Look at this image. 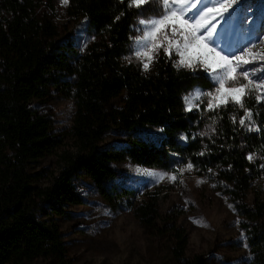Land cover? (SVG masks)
I'll use <instances>...</instances> for the list:
<instances>
[{"label":"trees","instance_id":"trees-1","mask_svg":"<svg viewBox=\"0 0 264 264\" xmlns=\"http://www.w3.org/2000/svg\"><path fill=\"white\" fill-rule=\"evenodd\" d=\"M40 1L0 0V264H73L57 217L67 216V205L82 202L72 184L80 175L109 206L131 208L150 233H161L154 199L136 201L133 188L108 183L113 164L123 161L171 172L192 163L229 196L244 219L253 264H264V104L252 93L244 108L229 102L189 111L184 98L195 89H212L210 76L177 67L163 54L143 71L132 51L134 26L140 17L159 13L154 0L140 7L131 0H69L65 14L82 29V46L37 16ZM121 94V104L112 105ZM57 99L73 103L67 136L75 151L62 152L57 170L48 173L36 164L65 136L55 134L50 119L30 104ZM246 110L252 120L241 126ZM141 128L158 133L146 141L138 135ZM111 129L124 133L126 143L98 147ZM168 230L177 264H207L202 257L185 258L181 228Z\"/></svg>","mask_w":264,"mask_h":264},{"label":"rangeland","instance_id":"rangeland-1","mask_svg":"<svg viewBox=\"0 0 264 264\" xmlns=\"http://www.w3.org/2000/svg\"><path fill=\"white\" fill-rule=\"evenodd\" d=\"M67 5L62 4L61 0H41L36 14L40 18H49L57 27L61 38L82 46L86 37L82 29L75 26L65 14ZM157 7L158 14L137 20L132 41L133 53L139 47L135 41L142 35L143 26L138 23L139 20L159 16L161 9L158 4ZM223 28L224 31L214 46L218 50L223 49L225 54H238L239 50L250 47L253 43L258 45L253 49L254 52L264 51V43H261L264 41V0H239L236 11ZM160 54L166 56L160 50L153 61ZM170 59L177 65L180 57L173 54ZM139 62L145 71L141 60ZM260 66L251 64L247 67L251 69ZM191 70L204 72L214 82L212 89L201 91L202 93L215 91L217 82L210 70H205L203 66ZM254 79H264V72L257 73ZM193 92L194 90L189 95ZM122 97L123 94L113 99L111 104L119 106ZM209 99L211 98L206 95L202 96L194 101L192 109L202 107L208 110ZM261 102L264 104V101ZM30 105L36 113L50 119L55 134L65 136L56 151L36 164V170L42 167L48 173L53 172L58 168V157L62 152L75 151L73 140L67 136L72 123L73 103L70 100L57 99ZM204 132L208 134L210 128L207 127ZM157 133V129L141 128L138 135L151 141ZM125 143V134L111 129L98 142V147L120 148ZM113 167L115 175L108 183L116 187L133 188L136 201L146 198L155 200L157 226L161 233H150L135 217L131 208L118 209L109 206L84 175L74 177L72 184L82 202L67 205V216L57 217L66 253L73 264H177L171 253V234L168 230L172 225L181 228L186 236L185 258L202 257L207 264H253L254 257L247 241L244 219L229 196L217 189L213 181L193 169L185 170L181 174L180 169H186V166L171 172L123 161L113 164ZM161 174H168V177L175 175L177 180L173 182L167 177L159 180ZM260 197L264 201V188L260 190ZM252 200V192L249 190L246 194L248 206L252 205ZM27 264L46 262L36 259Z\"/></svg>","mask_w":264,"mask_h":264},{"label":"snow or ice","instance_id":"snow-or-ice-1","mask_svg":"<svg viewBox=\"0 0 264 264\" xmlns=\"http://www.w3.org/2000/svg\"><path fill=\"white\" fill-rule=\"evenodd\" d=\"M67 5L69 0H61ZM153 0H131V4L140 7ZM160 6V15L154 18L141 19L142 35L135 41L139 46L134 51L137 59L141 60L143 69L149 70L155 54L163 50L169 58L173 54L180 57L177 67L196 69L203 66L210 70L213 79L217 82L214 92L202 93L200 90L186 96L187 110L191 111L194 101L206 95L210 97L208 110L226 106L229 102L244 108V98L256 93V102L264 101V79H254L257 73L264 72V51L254 52L258 45L239 50V53L225 54L216 46L218 37L236 11L239 0H154ZM264 43V41H261ZM251 64H260V67L249 69ZM245 119L252 120V113L245 111V117L239 123L245 126ZM235 122V117H233ZM249 130H256L249 127ZM254 157L248 156L249 160ZM192 163L186 169H180L181 174L191 171ZM169 178L175 182L177 177L161 174L158 179ZM183 181H181L182 183ZM203 181H198L201 183ZM231 207V206H230ZM199 222V221H196Z\"/></svg>","mask_w":264,"mask_h":264}]
</instances>
